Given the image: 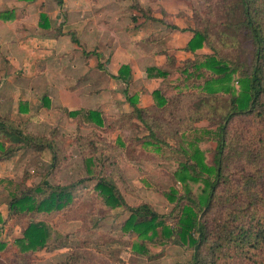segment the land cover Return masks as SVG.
<instances>
[{
	"label": "trees",
	"instance_id": "1",
	"mask_svg": "<svg viewBox=\"0 0 264 264\" xmlns=\"http://www.w3.org/2000/svg\"><path fill=\"white\" fill-rule=\"evenodd\" d=\"M220 1L224 13L222 25L233 31L235 50L239 51L241 44H249L250 50L248 55L235 56L233 61L226 55L197 56L180 70L185 86L194 85L200 96L226 93L230 107L216 115L211 109L200 110L208 108L200 101L197 108L191 109L188 119L193 136L189 141L177 137L175 148L184 157L174 173L181 189L171 187L165 193L174 205L170 213H159L147 202L129 205L117 185L104 176H98L94 185L110 210L129 212L121 230L134 238L130 251L148 259L160 257L165 247L175 244L190 251V264H264V0ZM72 38L76 42L74 34ZM209 44L207 30H194L185 49L195 52ZM155 70L168 75L166 71ZM124 72L128 76L130 69L121 67L116 77L126 79ZM153 94L158 108L170 101L159 91ZM128 100L148 130L143 140L153 145L159 142L161 129L151 126L134 99ZM69 115L90 127L106 125L105 116L96 110L81 109ZM202 119L209 121L203 139L195 125ZM0 132L11 141L7 143L0 138V161L23 148H32L52 162L59 155L60 146L50 136L28 132L22 123L1 115ZM174 132L179 133L177 129ZM59 135L66 141L63 134ZM206 139L215 143L210 161L199 147V142ZM84 142L95 149L92 139ZM79 145L87 173L93 177L96 161L84 153L86 147L82 143ZM81 182L60 185L42 180L10 197L8 207L13 213L28 216L22 237L13 241L18 252L25 254L48 247L50 226L36 215H47L67 206L72 200V190ZM5 247L0 240V251ZM68 263L71 262L61 264Z\"/></svg>",
	"mask_w": 264,
	"mask_h": 264
},
{
	"label": "rangeland",
	"instance_id": "2",
	"mask_svg": "<svg viewBox=\"0 0 264 264\" xmlns=\"http://www.w3.org/2000/svg\"><path fill=\"white\" fill-rule=\"evenodd\" d=\"M220 2V0H169L168 4L161 6L163 12L181 17L184 21L183 27L187 28L190 25L193 31L207 30L210 44L189 57H186L187 55L179 48L176 50L166 47L165 52L177 60L173 63L169 58L168 70L166 69L169 72L168 77L161 80L160 89L166 91L168 94L166 99L170 101L161 108L144 107L146 120L154 129L157 130V126L161 129L159 142L153 145L143 140L148 130H145L142 123L139 124L136 115L132 114L116 120L111 118L102 131L81 128L82 133L77 130L66 135L52 130L51 127L46 136H50L53 142L58 143V148L60 146L59 155L53 162L32 148H23L15 152L12 165L15 171L14 178L7 177L5 180L3 178L1 179L3 182H0L2 186L10 179L9 191L6 187L0 189V214H3L0 216V240L4 241L6 246L0 251V264H61L64 261L71 262L68 264L128 262L153 264V261H148L145 257L130 255L134 238L121 230V224L129 212L110 210L96 192L94 185L98 176H104L117 185L128 204L148 202L157 212L170 213L174 205L167 199L165 193L171 187L181 189V183L175 180L174 173L179 167V161L184 157L175 148L178 145L177 137L181 136L189 141L191 135L193 136L194 132L190 129L188 119L191 109L197 108L200 101L208 106V108L199 106L200 110L211 109L216 115L225 113L230 107L229 95L226 93L200 96L196 93L194 85L185 86L182 81L184 75L180 70L197 56L219 58L226 55L233 61L235 56L248 55L250 50L249 44H241L239 51L235 50V35L231 34L233 31L225 30L222 25L224 13ZM129 9L143 16L152 12L149 6L142 7L135 1L129 5ZM173 39L172 36L171 40ZM233 85L236 87L237 81L234 80ZM208 122L207 119H202L195 123L199 129L197 133L202 139L206 138L204 129ZM175 129L178 130V135L174 132ZM59 134H63L66 141H62ZM80 136L87 139H79ZM91 139L95 149L84 142ZM79 143L86 147L84 153L96 161L93 177L87 173ZM214 146L215 143L208 139L199 142V147L205 151L208 161ZM128 158L129 162L125 160ZM42 180L60 185L78 180L83 182L72 190V200L67 206L47 215H36V218L44 219L50 226L48 247L21 254L13 241L22 237L28 216L13 213L8 204L13 194L21 193L25 187L34 186ZM170 245L165 256L166 262L183 261V264H190L189 250H183L179 245V247L175 244Z\"/></svg>",
	"mask_w": 264,
	"mask_h": 264
},
{
	"label": "crops",
	"instance_id": "3",
	"mask_svg": "<svg viewBox=\"0 0 264 264\" xmlns=\"http://www.w3.org/2000/svg\"><path fill=\"white\" fill-rule=\"evenodd\" d=\"M133 1L149 6L152 12L148 15L154 19L129 11ZM168 2L0 0V115L22 123L33 134L46 135L52 127L67 135L77 130L82 133L81 128L102 131L111 118L136 115L129 97L144 112V107L158 108L153 93L159 91L167 97L160 86L168 75L155 69L167 72L169 58L177 62L165 52L166 47L179 48L186 57L200 51L185 49L193 28L183 27L177 14L163 12L161 6ZM123 66L130 73L124 72L126 79L117 78ZM81 109L103 114L106 125L90 127L69 115ZM2 135L0 132V138L6 139ZM15 156L0 161V182L15 175ZM8 182L10 179L0 183V189L9 191ZM170 246L153 259L130 255L145 257L153 264H183L165 261Z\"/></svg>",
	"mask_w": 264,
	"mask_h": 264
}]
</instances>
